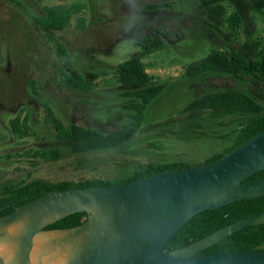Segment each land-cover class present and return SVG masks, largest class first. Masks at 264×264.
Masks as SVG:
<instances>
[{
  "label": "rangeland",
  "instance_id": "374dc122",
  "mask_svg": "<svg viewBox=\"0 0 264 264\" xmlns=\"http://www.w3.org/2000/svg\"><path fill=\"white\" fill-rule=\"evenodd\" d=\"M19 1L21 5L0 0V192L5 185L34 179L113 181L151 161L203 164L230 145L246 120L243 114L181 111L197 94L228 85L248 89L246 82L226 74L189 77L186 70L212 49H226L234 35L239 41L264 38V22L250 0H224L229 14L242 17L236 32L206 24L196 14L198 0ZM74 3L86 7L63 31H46L34 21L48 6ZM79 17L86 20L83 28L77 26ZM158 22L168 24L173 38L181 39L144 59L154 82L164 83L167 89L151 105L130 142L116 150L74 153L72 143L58 139L45 107L49 105L66 126L103 132L129 127L124 105L130 101L123 96L125 88L117 80L116 69L139 50L135 43L139 28ZM78 74L96 88L84 91L65 83L66 75ZM18 116L29 118L30 135L23 138L14 135L11 127ZM53 151L59 154L57 159L35 157L37 152ZM49 255L45 264H54L55 256Z\"/></svg>",
  "mask_w": 264,
  "mask_h": 264
},
{
  "label": "water",
  "instance_id": "95a60500",
  "mask_svg": "<svg viewBox=\"0 0 264 264\" xmlns=\"http://www.w3.org/2000/svg\"><path fill=\"white\" fill-rule=\"evenodd\" d=\"M264 131L211 164L165 170L113 186L48 191L0 216V264H29L32 242L37 254H63V264H264V253L200 252L248 226L264 224V211L226 225L191 244L167 250L170 240L195 216L236 201L264 197ZM86 221L70 229H47L72 214ZM7 234L3 235L4 232ZM44 233H60L42 238ZM52 259V257L50 258ZM40 261V260H39Z\"/></svg>",
  "mask_w": 264,
  "mask_h": 264
},
{
  "label": "trees",
  "instance_id": "16d2710c",
  "mask_svg": "<svg viewBox=\"0 0 264 264\" xmlns=\"http://www.w3.org/2000/svg\"><path fill=\"white\" fill-rule=\"evenodd\" d=\"M21 5L19 0H8ZM253 10L261 15L264 22V0H250ZM85 4L72 5L57 4L48 6L45 14L36 16L35 23L46 31H63L72 22L76 15H80ZM166 7H171L167 4ZM152 8V7H150ZM154 8V6H153ZM196 14L215 30L230 27L238 31L242 17L237 12L229 14L224 0H198ZM86 20L78 18L77 26L83 28ZM174 32L168 24L158 22L154 25L141 26L136 38L138 51L132 53L128 59L117 66L118 82L125 88L123 96L129 98L124 105L129 111L131 119L129 127L113 132H103L77 124L66 126L56 117L52 108L47 105L45 113L47 121L51 123L61 141L73 144L74 153H91L98 151L116 150L130 142L141 129L152 104L165 92L167 86L154 82V77L147 72L144 59L153 53L164 49L168 45L181 41L173 38ZM232 36V35H231ZM58 44L59 51L66 55L62 45ZM226 74L235 80L244 81L247 90L228 85L223 89L197 94L181 111L182 114L211 111L214 113H229L246 115V120L240 124L236 134L230 139V145L222 152H216L208 157L203 164H211L226 154L232 152L245 142L264 131V38L249 37L239 41L236 35L226 49H212L210 53L197 63H191L186 70V76L197 77L203 74ZM65 83L72 88L91 91L96 84L83 75H66ZM29 118L16 117L11 121L13 134L23 138L30 135ZM35 157L45 160L57 159V152H37ZM193 164L184 161L148 162L141 165L130 176L117 178L113 181L101 179L90 181H59L51 182L41 179L20 181L5 185L0 192V207L17 204L23 205L42 196L48 191L63 190L74 187L113 186L133 180L156 175L165 170L182 169ZM264 178V170L249 178L246 182ZM15 210L9 206L0 212V216L12 213ZM264 211V197L244 199L216 210H208L191 219L168 243L167 250L181 248L199 240L216 230L237 220L247 218ZM88 215L85 212L72 214L50 225L47 229H70L83 224ZM260 252L264 253V224L248 226L232 234L216 245L199 253L201 256L219 252Z\"/></svg>",
  "mask_w": 264,
  "mask_h": 264
},
{
  "label": "bare ground",
  "instance_id": "6f19581e",
  "mask_svg": "<svg viewBox=\"0 0 264 264\" xmlns=\"http://www.w3.org/2000/svg\"><path fill=\"white\" fill-rule=\"evenodd\" d=\"M8 231L4 232L3 235L7 234ZM62 234L60 233H44L42 235V238L45 239L47 238H57L60 237ZM43 240H41L40 238L34 240L32 242L31 245V256L29 258V264H45L47 259L50 257V255H44L41 257V259H39V257H37V254L39 252H41V250H43ZM8 250L5 248L0 247V254L3 255L4 253H6ZM40 260V261H39ZM49 260V259H48ZM54 264H63L64 263V259H63V254L62 255H58L55 258V261L53 262Z\"/></svg>",
  "mask_w": 264,
  "mask_h": 264
},
{
  "label": "flooded vegetation",
  "instance_id": "af4514ba",
  "mask_svg": "<svg viewBox=\"0 0 264 264\" xmlns=\"http://www.w3.org/2000/svg\"><path fill=\"white\" fill-rule=\"evenodd\" d=\"M167 4H165V7H166Z\"/></svg>",
  "mask_w": 264,
  "mask_h": 264
}]
</instances>
